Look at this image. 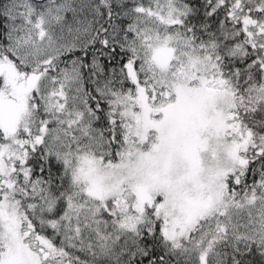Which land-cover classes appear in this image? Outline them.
<instances>
[{
    "label": "snow or ice",
    "instance_id": "1",
    "mask_svg": "<svg viewBox=\"0 0 264 264\" xmlns=\"http://www.w3.org/2000/svg\"><path fill=\"white\" fill-rule=\"evenodd\" d=\"M0 264H264V0H0Z\"/></svg>",
    "mask_w": 264,
    "mask_h": 264
}]
</instances>
